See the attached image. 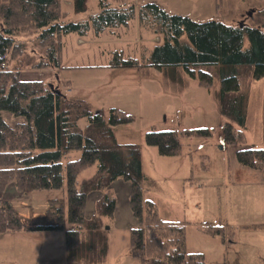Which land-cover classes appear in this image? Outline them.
I'll list each match as a JSON object with an SVG mask.
<instances>
[{
  "label": "trees",
  "instance_id": "16d2710c",
  "mask_svg": "<svg viewBox=\"0 0 264 264\" xmlns=\"http://www.w3.org/2000/svg\"><path fill=\"white\" fill-rule=\"evenodd\" d=\"M69 2V11L86 9V0ZM69 11L64 9L63 0H0V233L62 231L67 259L101 264L107 251L102 218H112L116 200L104 194L95 214L86 218V197L121 179L130 184L128 207L135 221L130 230L131 255L141 264H205L202 253L186 250L183 224L161 220L155 203L144 199L140 150L135 144H119L110 127L129 122L131 117L111 109L106 123L99 113L89 111L84 101L66 99L43 81H22L19 71L23 63L41 70L64 68L62 36L84 35L90 27L98 34L106 28L127 26L137 13L138 25L159 36L160 42L149 50L141 48L139 58H125L122 51H114L104 67L161 70L181 66L190 77L198 78L199 86L209 87L211 75L200 69L219 66L220 113L243 129L246 95L241 91L240 75L245 71L254 80L264 77V30L212 20L196 22L168 13L155 3L135 9L100 2L99 12L89 21L63 22ZM259 15L264 28V9ZM27 40L37 49L25 58ZM3 113L22 120L10 125ZM81 118L88 122L84 132L77 125ZM229 122L223 125L224 143L243 144V132H234ZM179 134L210 137L212 133L199 128ZM144 140L161 156H176L181 151L176 131L151 130ZM235 157L240 165L258 170L264 177V148L238 149ZM80 175L85 177L78 180ZM10 183L24 194L61 189L65 210L46 211V216L55 217L53 224L22 218L2 200ZM198 229L224 239L221 225L204 224Z\"/></svg>",
  "mask_w": 264,
  "mask_h": 264
},
{
  "label": "rangeland",
  "instance_id": "374dc122",
  "mask_svg": "<svg viewBox=\"0 0 264 264\" xmlns=\"http://www.w3.org/2000/svg\"><path fill=\"white\" fill-rule=\"evenodd\" d=\"M100 2L111 7L132 5L135 9L155 3L168 13L196 22L242 23L264 30L259 15L264 0H86V9L80 13L69 11V0H63L69 13L62 21H89L99 12ZM159 42V36L138 25L136 13L127 26L106 28L98 34L90 27L84 35L62 36L64 68L41 70L23 63L19 79L53 85L66 99L84 101L89 111L99 113L106 123L111 109L130 116L129 122L110 126L114 137L119 144L138 146L143 197L155 203L161 220L183 224L186 250L202 253L205 264H264V178L260 171L240 165L235 157L238 149L264 148V77L254 80L241 72V91L246 95L245 127L241 129L220 113L219 66L200 69L211 75L209 87L199 86L198 78L190 77L181 66L161 70L104 67L114 51H122L125 58H139L141 48L149 50ZM33 49L37 48L29 42L25 58L34 55ZM4 119L10 125L22 120L7 116ZM225 122L232 125L234 132H243V144L224 143ZM87 123L86 118L77 121L81 132ZM199 128L211 130V136L179 134ZM151 130L176 131L180 153L161 156L146 145L144 135ZM84 177L80 175L78 180ZM129 188V182L118 179L86 197V218L95 214L96 204L104 194L116 200L112 218H102L107 251L101 264H141L130 252V230L135 221L128 207ZM3 196L18 216L40 224L54 223V216H46L49 208L65 210L61 189L36 190L21 196L10 183ZM204 224L223 226L224 240L201 232L198 227ZM0 264L81 263L79 259H67L62 231H22L0 233Z\"/></svg>",
  "mask_w": 264,
  "mask_h": 264
},
{
  "label": "crops",
  "instance_id": "0c3cea01",
  "mask_svg": "<svg viewBox=\"0 0 264 264\" xmlns=\"http://www.w3.org/2000/svg\"><path fill=\"white\" fill-rule=\"evenodd\" d=\"M2 116H3V118L5 117V116H7V117H9L10 119H12L13 120V117L10 115V114H8V113H3L2 114ZM19 122V121H18ZM263 176V175H262ZM264 178V177H263ZM22 195H24V193H21V196ZM2 200H5V201H7V199L3 196L2 197ZM8 202V201H7ZM9 203V202H8ZM158 211V210H157ZM20 232H22V231H20ZM20 232H14V233H20ZM215 238V237H214ZM224 240V239H223Z\"/></svg>",
  "mask_w": 264,
  "mask_h": 264
},
{
  "label": "water",
  "instance_id": "95a60500",
  "mask_svg": "<svg viewBox=\"0 0 264 264\" xmlns=\"http://www.w3.org/2000/svg\"><path fill=\"white\" fill-rule=\"evenodd\" d=\"M241 25H242V23L239 24V26H241Z\"/></svg>",
  "mask_w": 264,
  "mask_h": 264
},
{
  "label": "built area",
  "instance_id": "2783aa9c",
  "mask_svg": "<svg viewBox=\"0 0 264 264\" xmlns=\"http://www.w3.org/2000/svg\"><path fill=\"white\" fill-rule=\"evenodd\" d=\"M2 66H3V64H2Z\"/></svg>",
  "mask_w": 264,
  "mask_h": 264
}]
</instances>
